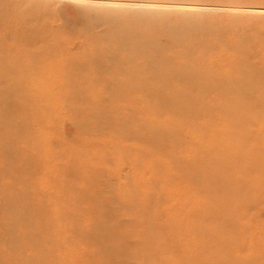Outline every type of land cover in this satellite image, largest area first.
Returning a JSON list of instances; mask_svg holds the SVG:
<instances>
[{"label": "bare ground", "instance_id": "1", "mask_svg": "<svg viewBox=\"0 0 264 264\" xmlns=\"http://www.w3.org/2000/svg\"><path fill=\"white\" fill-rule=\"evenodd\" d=\"M185 1L178 0L179 3H188ZM8 5L15 9L9 8ZM42 5L38 0H0V23H10L14 30V37L10 28L3 37L7 42L9 39L15 40L19 47L20 42L28 44L20 47V57L16 60L0 46V137L3 134L9 135L11 139L8 143L16 146L17 156L21 157V153L23 154L21 158L13 157V160L19 161V169L26 168L29 163L33 164L35 173L45 171L43 178L37 179H41L44 184L47 182L48 188L56 187L51 200L55 205L54 212L60 211L58 221L62 225H70L71 230L76 229L75 233L72 231L67 236L68 240L71 239L68 243L73 244V241L77 240L84 247L94 245L93 255L85 251V254L90 256L91 264H170L166 255L159 252L158 248H167L175 264H264V224L257 226L256 231L251 233L250 229L257 220L254 216H249V210L253 206L252 197L264 204V144L255 145L261 139V136L256 134V126L258 123H264V63H256L245 54L247 52L251 56L256 48L264 51L263 39L256 33L243 31L247 29L241 27L235 18L229 19L228 25L219 24L222 18L180 9L175 11L176 21L173 23L169 21L170 12H154L155 14L149 15L138 11V22H134L133 30L138 34L149 32V41L144 39L142 44L136 42V51L131 49L134 40L131 41L130 36L121 42L118 40L115 45L107 41L105 46L111 55L121 53L128 60L130 72L128 76L121 75V80L124 84L131 83V88L127 92H118L117 88L114 90L106 85L107 79L103 76V73L110 72L112 66L114 70L120 71L122 63L117 57L109 58L102 54L78 60L64 49V45L55 35H51L49 31L45 33V28L39 31L36 28L25 30V26L15 27L18 23L21 26V20L28 16H33L34 20L45 18L41 10ZM100 8L104 10V7ZM128 8L124 15L130 16L129 11L132 9ZM16 10L20 11V16L13 18L12 13ZM41 14L42 17H39ZM96 17L101 18V13ZM111 17L114 21L118 15L111 14ZM116 31L121 35L129 34V30L122 28ZM161 32L169 33L168 40H172L170 46L153 42ZM178 39H181L183 44L173 50ZM43 43L45 46H42ZM97 45L93 46L96 54L99 53ZM57 49H63L64 52L56 55ZM225 50L235 58V62L217 65L216 68L210 59ZM161 55H165L171 62L169 67L157 72L152 69L151 64L159 63ZM190 55L196 58L194 64L188 60ZM43 56L56 59L52 68L39 71V74L44 75L41 84L46 82L50 87L51 75L61 77V84L58 82L54 88L68 89L60 96V101L66 102L70 112L73 102L77 110L81 107L83 111L91 100L103 102L108 110L113 107V111L119 112V102L125 103L127 95L131 91H137L141 103H149L156 96L160 102L168 105L166 110L180 114L179 121L166 118L165 123L149 135L139 134L141 125L127 124L126 121H121L119 131L129 138L136 136L145 140L152 147L145 150L144 154L147 158H152L150 167L156 173L155 178H152L153 187L157 181H161L166 184L165 189H169L172 180L178 178L182 182L199 185L203 191L212 195L213 202L200 203L195 208H187V203L184 202L182 209H171L168 201H164L148 182L147 187L142 191L139 189L138 192L143 201L139 211L147 217L149 226H138V222L133 219L121 224V229H114L107 224L104 219L109 213L100 203L98 191H92L91 194L87 192V184L98 179L101 169L98 170L97 165L93 166L89 158L87 161L84 158L81 163H71L67 169H62L60 166L64 161L68 163L67 159L61 156L60 151L53 152V149L60 145L59 141H62L59 135L55 143H48L51 147L53 144L52 156L50 155L49 159L40 150L43 143L39 138L36 137L35 141L32 137L29 138L33 131L30 129L35 125L34 119L43 127L46 121L45 111L50 112L46 90L33 93L38 97L37 102L43 104L36 113L33 112V106H29L28 94L23 91L26 86H32L33 77L28 75L34 74V71L38 72ZM132 56L145 58L151 64L139 65ZM179 58L182 60H178ZM17 60H26L29 63L28 70H23ZM177 71L182 75L181 81L196 80L198 84L193 87L181 85L176 88L177 93L166 94L174 89L172 82L180 76H175ZM82 73L86 75H81ZM204 95H212L215 98L213 103L202 102L200 98ZM159 110L153 108L142 112L143 116L151 119L150 116L158 117ZM92 115L96 116L94 111ZM110 122L116 124L111 118ZM57 125L58 122L55 127ZM74 127L83 130L82 126ZM44 129L48 130V127ZM153 140H156V143ZM211 145L213 147H210ZM6 150L10 151L3 147L0 154H5L8 163L11 154L8 156ZM73 156L79 159L76 151ZM55 162L58 166L52 167ZM29 170L31 175V166ZM79 174L83 175L80 187L75 183ZM40 175L42 176V173ZM157 176L161 177V180H158ZM14 195L17 202L13 204L3 195V199L10 202L7 224L12 229H15L18 219L14 222L11 215L16 214V217L20 218L26 217V214L34 218L39 217L38 210L30 212L28 208V212L25 208L26 200L30 199H26L24 191L18 190ZM82 198H89L91 202L83 205ZM218 198L224 199V202H216ZM20 201L22 204H19ZM237 204L243 208L242 213L236 214V209L239 210ZM69 207L71 210H68ZM161 208L165 209L168 217L159 221ZM47 211L45 209L42 212L45 218L48 216ZM50 221L56 223L55 220ZM207 222L210 224L207 225ZM75 225V228H71ZM43 228V225L37 226L34 235L27 233L25 229H20L16 234L9 232L8 238L2 240L4 248L0 252L1 255L12 259L11 264L25 263L22 258L14 257L21 253L22 247L24 248L22 240H25V248L33 251V263L39 264L43 259L47 264H58L52 253L53 242L44 237L50 228L48 225L46 229ZM161 234L170 238L172 245L161 243ZM48 235L50 236V233ZM249 244L250 250L245 255L241 250ZM174 245L179 247L175 248Z\"/></svg>", "mask_w": 264, "mask_h": 264}, {"label": "rangeland", "instance_id": "2", "mask_svg": "<svg viewBox=\"0 0 264 264\" xmlns=\"http://www.w3.org/2000/svg\"><path fill=\"white\" fill-rule=\"evenodd\" d=\"M87 1L93 2L89 3ZM94 1L97 3H94ZM38 2L41 5L43 4L41 10L43 11L42 13H44L45 18L34 20L33 16H25L26 19L21 20L22 25L20 26L18 23L15 27L19 28L25 26V30H28V28H36L39 29V31H41V28H45V33L49 31L51 35H55L56 38L61 41V44L64 45V49L77 57L78 60H84L88 59V57H96L102 54L109 58L111 56H113L112 58L117 57V60H121L122 63L120 71L114 70L112 66L110 72H113L103 73V76L107 79L106 85L111 86L110 88L113 87L112 89L114 90L117 88L118 92H127L131 88V85H129L131 83L128 82L124 84L125 82L121 80V75L128 76V73L130 72L127 65L128 60L127 57H125V55H121V53L117 54L118 56L111 55V52L109 49H105V46L107 41L115 45L118 44V40L121 42L124 38L130 36L131 41L134 40L132 42L131 49L136 51L134 47L136 42L142 44L141 41H149V32L143 31L138 34L133 30L134 22H138L136 20V13L138 11L141 14L148 13L149 15L155 14L154 12L158 14H162L164 11L170 12L171 16L169 21L171 20L173 23L176 21L177 12L175 11L180 9L185 11L201 12L204 13L205 16L211 15L222 18V20L219 19L221 21L219 24L226 23L228 25L229 19L235 18L241 27L247 29L243 31L256 33L258 37L264 41V0H186L185 2L188 3H179L178 0H174L173 2H171V0H38ZM85 5L92 6L86 7ZM100 7H104V10ZM9 8L15 9L10 6ZM127 8L132 9L129 11L131 12L130 16L124 15V11ZM138 9L143 10L140 11ZM98 13H101V18L96 17ZM12 14L13 18H17L20 16V11L16 10ZM111 14L118 15V17L112 21ZM39 17H42V14ZM9 28L10 30L12 29L10 23H0V46L5 53H9L10 56L16 60L20 57V55H18L20 47L28 44L20 42L21 46L19 47V43H15V40L9 39L7 42L3 36ZM121 28L126 29V31L129 30V34L121 35V33L116 31V29ZM12 33L14 37L13 29ZM168 37V32H161L160 35L153 40V42H156L157 44L161 43L162 45L168 44L170 46L172 40H168ZM16 39L18 40L19 38ZM178 40L179 41L175 42L173 50L183 44L181 39ZM95 44H98L99 53L97 54L93 49ZM29 45H31V43H29ZM42 46H45V43H43ZM62 51L63 49H57L56 55L58 53L61 55ZM159 52L162 53L163 51ZM227 52L228 50L222 51V53L218 54V56H214L210 59L211 62L215 63L214 66L216 68L230 62H235V58ZM245 54L249 59H252L256 63H264V51L259 50L258 48L252 51L251 56L247 52ZM5 55L7 56V54ZM131 58L136 59L139 65L141 63V65L151 64V62L146 61L147 59H141L140 56H132ZM55 59L56 58L53 57L49 58L48 56H43L41 58L42 65L40 66L38 72L34 71V74L28 75L30 78L33 77L34 82H32V86H26L23 90L28 94L27 96L30 100L29 106H33L34 113H36L37 110H40L43 104L37 102L38 97L33 93H39L38 91L45 92L46 90L45 93L49 97V103H47V105H50V112L49 110L45 111L44 117L46 118V121L42 127V125H40L41 123H36L34 116H32L35 125H33L32 129H30L33 131L31 132L32 136L30 135L29 138L32 137L34 141L36 137L39 138L41 143H43V147L40 150H42L45 157L49 159V157L52 156L51 151L53 144L51 147L48 143H55L57 138L60 136L62 141H59L60 145H57V149H53V152L60 151L61 156H65L67 159L66 161L68 163H65L64 161V164L60 166L63 167L62 169H67L71 163H76V161L81 163L84 158L85 161L89 158L92 161L93 166L97 165L96 168L98 170L101 169V175L98 179L91 182L89 185L87 184V192L88 194H91L92 191H98L99 199L101 201L100 203L104 205L105 209L109 213L104 219L107 224L113 226L114 229H121V224L129 219H133L138 222V226L145 225L147 228L149 226V220H146L147 217H144L139 211V208L142 209L143 201L142 196H140L138 191L139 189L142 191L143 188H146L148 182H150L153 187L152 178H155L156 173L150 167L152 158H147L144 154L145 150H150L152 147L145 140H140L136 136L129 138L121 133L119 131L120 124L121 121H126L127 124L136 123L141 125L139 134L149 135L155 131V129L161 127L165 123L164 120L166 118L179 121L181 119V115L166 110V106L168 105L160 102V99L156 96L149 101V103H141L138 100L137 91H131L125 98V103L121 104V102L118 101L121 105V110L119 112L113 111V107L111 110H108L105 108L103 102L97 100H91L88 106L85 105L86 108H83V111L81 107L77 110L76 105L73 102V109L70 112L66 102L60 101V96H62V94L68 89L66 87L63 89H59L58 87L54 88V85H57L58 82L61 84V77L56 74L51 75V77H49L52 83L50 87H48L46 82L44 85L41 84L43 82L42 77L44 75L39 74V71L42 72L43 69H47L48 67L52 68ZM178 60L182 59L179 58ZM188 60L194 64L196 58L193 55H190ZM18 62L20 66L23 67V70H28L29 63L26 60ZM170 62L171 61L165 55H161L159 63L151 64L152 69L154 71L161 72L164 67H169ZM135 72L136 68H134V74ZM175 73V76L180 75L179 71ZM81 75H86V73H82ZM181 78L182 75L176 77V80H173L172 88L174 89L167 91L166 94L177 93L178 91H176V88L178 89L181 85L193 87L198 84L196 80L187 82L183 80L181 81ZM38 86H43L45 88H39ZM29 96L31 98H29ZM94 97L95 96H93V98ZM214 99L215 98L212 95H204L200 98L202 102H207V104H212ZM153 108L160 109L158 117L150 116L151 119H149L148 116H143L142 111ZM92 111L95 112L96 116L92 115ZM162 111L164 112L161 113ZM192 116L194 117V112L192 113ZM110 118L115 120L116 124L111 123ZM99 121L100 124H98ZM57 122L58 125L55 127ZM77 125L82 126L83 130H78V127L75 129L74 126ZM45 127H48V130L44 129ZM256 134L260 135L261 139L256 142L255 145L264 144V123L257 124ZM10 139V136L6 134H3L2 137H0V149L6 147L10 150H6L8 151L6 154L8 156L11 154V160L8 159V163L5 160V154H0V169L2 171L0 173V252L4 248L2 240L8 238L9 232L16 234V232H19L20 229H25L27 233L34 235V231L37 226L43 225V229H46V225H48L50 230H47V233L45 232L44 237L51 239L53 242L52 245L54 244V247L52 253L55 255V259L58 261V264H91V262H89L90 256L85 254V251L93 255L94 245L84 247L79 244L77 240H75V242L73 241V244L68 243L71 239L68 240L67 236H69V233L72 231L75 233L76 229L71 230L70 225L67 223L62 225L58 221V213L60 211L54 212L53 207H55V205L52 204L51 200L56 191V187L48 188L46 185L47 182L44 181V184L41 179L38 180L37 178L39 177L43 178L45 171L41 170V172L37 171L35 173L36 170L33 168V164L31 165L29 163L26 168H23L22 170L19 169L21 168L19 167L20 163L17 160H13V157H15V159L21 158L23 154L21 153V157L17 156L15 152L16 146H11L8 143ZM165 139L167 141L169 140L167 138ZM153 141L156 143V140ZM210 147H213V145ZM69 149H72V151L70 152ZM140 149H144V151H140ZM62 151H64V153ZM74 151H76V155L79 156V159L73 156ZM30 166L31 175L29 174ZM55 166H58L57 162L54 164L52 163V167ZM41 173L42 176L40 175ZM78 177V179H75V183H77L78 187H80L83 175L79 174ZM157 179L161 180V177L157 176ZM165 186V183L157 181L153 190L157 194H160L161 198H164V201H168V206L171 207V209H182L184 202L187 203V208L191 206L195 208L200 203L213 202L211 197L212 195H210L207 191H203L199 185H193L187 181L182 182L180 179L174 178L171 182V186L168 187L169 189H165ZM18 190H20V192L24 191L27 195L26 199H30L26 200V204L23 202L28 212V208H30V212L34 210L37 212L38 210L39 217L36 216L34 218L33 216L26 214V217L20 218V216L16 217V214L11 215V217H14V222L18 219L16 222L17 224L14 227L15 229H12L9 227L10 225L7 224V217L10 215L8 213L10 202L11 204L17 202L14 198L16 195L14 194L17 193ZM3 195H6L5 197H8L10 202H6V199H3ZM11 195H13V197H11ZM219 198L216 199V202L218 200L221 203L224 202V199ZM252 200L253 206L249 210V216H254L257 220L256 223H253L254 226L250 229L251 233H254L257 226L260 227L264 224V204L254 197H252ZM28 202H31L32 204ZM81 202L83 205H87L88 202H91V199L82 198ZM19 204H22L21 201ZM237 207L239 210L235 208L236 214L238 212L242 213L243 208H241L238 204ZM45 209L48 210V216L46 218L42 214ZM171 209L168 211L169 213ZM68 210H71V208L69 207ZM164 210V208L159 210V221L165 220L168 217L167 212ZM50 220H55L56 223H53ZM206 224L209 225L210 222H207ZM75 227L76 225L71 226V228ZM126 229L127 227L125 230ZM48 233H50V236ZM161 240L163 241L161 243L172 245L171 239L165 234H161ZM22 243L24 248L22 247L21 253L14 255L15 259L22 258L25 261L23 264H38L33 263L32 258L34 257L32 249L25 248V240H22ZM174 247L177 248L179 246L174 245ZM243 248L244 249H242L241 252H244L246 255L250 250V244ZM157 250L166 255V259L170 261V264H175V261L172 260V256H170L171 254L167 248H158ZM0 259H2L1 264H5V262L11 264L12 262V259L1 255V253ZM43 263L47 264V262H44L42 259L39 264Z\"/></svg>", "mask_w": 264, "mask_h": 264}]
</instances>
